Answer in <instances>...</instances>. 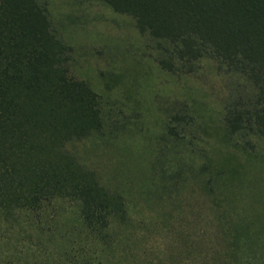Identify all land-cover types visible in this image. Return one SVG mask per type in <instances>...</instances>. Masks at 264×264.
Instances as JSON below:
<instances>
[{"label":"rangeland","instance_id":"obj_1","mask_svg":"<svg viewBox=\"0 0 264 264\" xmlns=\"http://www.w3.org/2000/svg\"><path fill=\"white\" fill-rule=\"evenodd\" d=\"M39 1L72 50L71 76L105 116L101 134L69 149L125 198L129 222L101 243L81 236L58 202L40 216L43 232L32 215H0V258L74 264L78 254L89 261V246L100 264H264V139L225 129L235 81L209 62L194 74L167 72L134 20L97 0Z\"/></svg>","mask_w":264,"mask_h":264},{"label":"trees","instance_id":"obj_2","mask_svg":"<svg viewBox=\"0 0 264 264\" xmlns=\"http://www.w3.org/2000/svg\"><path fill=\"white\" fill-rule=\"evenodd\" d=\"M97 1L134 20L167 72L194 74L209 62L235 81L225 129L264 139V0ZM71 53L39 0H0V215L6 223L32 215L43 232L40 216L58 202L81 236L105 243L129 211L69 149L106 122L99 97L71 76ZM85 250L89 261L78 254L74 264H100Z\"/></svg>","mask_w":264,"mask_h":264}]
</instances>
